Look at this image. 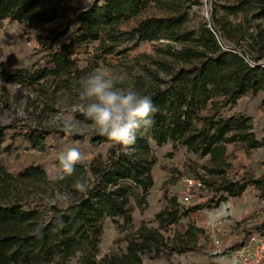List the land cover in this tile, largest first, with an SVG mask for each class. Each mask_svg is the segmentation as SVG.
Wrapping results in <instances>:
<instances>
[{
  "label": "trees",
  "instance_id": "obj_1",
  "mask_svg": "<svg viewBox=\"0 0 264 264\" xmlns=\"http://www.w3.org/2000/svg\"><path fill=\"white\" fill-rule=\"evenodd\" d=\"M210 2L205 18L193 8L200 0H91L83 6L71 0H0V24L20 23L36 54L24 64L0 68V81L31 85L71 75L81 71V56L96 62L128 57L139 67L131 87L150 96L158 109L130 155L88 134L90 144L108 145L103 155H92L57 180L71 196L65 203L9 197L16 182L45 176L40 164L15 169L10 157L21 149H56L59 137L82 140L84 134L19 122L0 125V264H71L74 256L79 264H142L143 256L179 264L172 254L199 249L198 239L205 237L191 212L236 198L248 185L264 197V167L255 175L232 165L234 149L263 146L264 134H256L250 115L228 111L243 94L264 91V0ZM140 42H151L149 49H137ZM150 141L170 142L201 158L185 163L188 177L201 183V198L180 203L176 193L163 189L164 204L153 214L156 225L141 222L131 229V202L144 208L152 185ZM77 180L87 182V192L74 189ZM105 217L131 230L123 250L96 257ZM181 217H187L184 227L170 230ZM240 228L242 236L230 250L263 234L264 216Z\"/></svg>",
  "mask_w": 264,
  "mask_h": 264
},
{
  "label": "rangeland",
  "instance_id": "obj_2",
  "mask_svg": "<svg viewBox=\"0 0 264 264\" xmlns=\"http://www.w3.org/2000/svg\"><path fill=\"white\" fill-rule=\"evenodd\" d=\"M71 1L76 6H83L91 0ZM210 1L200 0L199 5L193 8L206 18ZM150 44L151 42H140L137 49L148 50ZM35 56L33 44L29 43L22 34L21 24L3 20L0 24V68L6 69L24 64ZM96 67H102L106 74L122 75L127 87H131L133 79L139 72V67L128 57H118L113 62L103 60L96 62L92 57L81 56L77 61V68L81 71L73 72L71 75L63 74L59 77L46 78L31 85L0 81V125L19 122L48 129H62L59 120L60 114L63 113L80 121L81 130L75 133L84 134L82 140L59 137L55 143L56 149L48 148L43 151L33 148L21 149L16 156L11 155L10 161L15 169L27 164H40L45 176L43 179L33 178L16 182V188L11 189L9 197L36 198L45 204L58 201L60 195L65 193L56 179L57 157L60 152L69 147H77L83 155L82 162L97 153L103 155L108 143L90 144L87 140L88 134L92 132L88 128L89 122L80 118L79 112L76 111L79 82ZM228 111H240L250 115L256 134L258 136L264 134V91L259 90L253 95L243 94ZM46 141L53 142L50 138ZM149 144L155 156L150 169L152 185L146 195L147 205L144 208H139L131 202V229L141 222L156 225L153 214L164 204V199L160 196L163 189L169 193H176L180 203H183L184 193L188 196L185 204L196 202L201 198L197 186L186 184L188 175L185 164L190 159L201 158L186 151L182 146L172 147L170 142L156 145L150 141ZM228 149H231V145H228ZM233 153L234 170H242L241 166H244L255 175L263 171L264 145L247 152L236 148ZM189 216L196 224L203 227L205 237L198 239V243L202 244L199 249L172 254V261L179 264H247L244 257H251L257 245L254 237L258 236L264 242V233L252 234L253 238L250 236L245 245L236 250L229 248L233 242L241 238V226L256 224L264 216V197H258L256 189L251 185L246 186L238 197H227L217 206L193 211ZM186 221L187 217H181L170 226V230L174 227L183 228ZM101 229L96 257L123 250L125 236L131 229L117 228L108 217L102 220ZM263 258L259 264H264ZM70 263L79 264L77 256H74ZM142 264H167V261L143 256Z\"/></svg>",
  "mask_w": 264,
  "mask_h": 264
},
{
  "label": "clouds",
  "instance_id": "obj_3",
  "mask_svg": "<svg viewBox=\"0 0 264 264\" xmlns=\"http://www.w3.org/2000/svg\"><path fill=\"white\" fill-rule=\"evenodd\" d=\"M76 111L89 122L88 128L105 137L113 146L119 147L125 155H130L137 135L144 134L154 124L153 116L158 111L150 96L125 86V78L120 74H106L102 67H96L79 82ZM59 123L69 135L81 130V122L70 115L60 114ZM57 180L71 176L83 161L79 148L69 147L57 157ZM78 192L88 190L87 182L77 180L73 185ZM71 199L62 193L58 203Z\"/></svg>",
  "mask_w": 264,
  "mask_h": 264
},
{
  "label": "built area",
  "instance_id": "obj_4",
  "mask_svg": "<svg viewBox=\"0 0 264 264\" xmlns=\"http://www.w3.org/2000/svg\"><path fill=\"white\" fill-rule=\"evenodd\" d=\"M186 184L187 185H195V186H200L201 183L197 178H192V177H186ZM188 200V196L184 193L182 195V202L186 203ZM253 238V236H251ZM255 241H257L256 248L251 254V257H244V260L247 262V264H259L263 258V253H264V242L259 238L258 236L254 237Z\"/></svg>",
  "mask_w": 264,
  "mask_h": 264
}]
</instances>
